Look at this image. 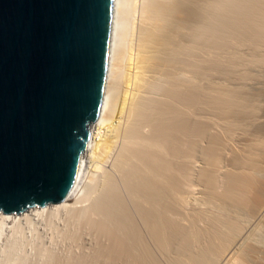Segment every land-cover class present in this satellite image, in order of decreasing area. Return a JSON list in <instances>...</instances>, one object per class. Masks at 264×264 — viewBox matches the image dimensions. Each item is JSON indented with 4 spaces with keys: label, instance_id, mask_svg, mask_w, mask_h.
<instances>
[{
    "label": "bare ground",
    "instance_id": "1",
    "mask_svg": "<svg viewBox=\"0 0 264 264\" xmlns=\"http://www.w3.org/2000/svg\"><path fill=\"white\" fill-rule=\"evenodd\" d=\"M124 1L66 197L0 227L71 200L96 243L64 264H264V0H142L130 54ZM88 153L101 180L81 210Z\"/></svg>",
    "mask_w": 264,
    "mask_h": 264
},
{
    "label": "water",
    "instance_id": "2",
    "mask_svg": "<svg viewBox=\"0 0 264 264\" xmlns=\"http://www.w3.org/2000/svg\"><path fill=\"white\" fill-rule=\"evenodd\" d=\"M113 0H0V211L63 200L102 95Z\"/></svg>",
    "mask_w": 264,
    "mask_h": 264
},
{
    "label": "rangeland",
    "instance_id": "3",
    "mask_svg": "<svg viewBox=\"0 0 264 264\" xmlns=\"http://www.w3.org/2000/svg\"><path fill=\"white\" fill-rule=\"evenodd\" d=\"M125 1L124 9L128 11V13L126 12L128 20L126 19L127 23L125 22L123 26L125 27L123 29L125 31V37H122L121 48H126L124 50L127 51H124V53L130 54V49L132 50L131 46L134 44L133 42L138 35L139 16L141 15L140 7L143 1ZM89 155L88 153V156L85 158V164L80 177L79 186L81 189L80 193L82 194L80 196L82 197L79 198L77 207L81 210L83 208L87 209L89 208L88 206L91 205L90 198L87 195V191L90 188L89 186L98 183V179L101 180V178H99V172L93 169L95 168L94 160L90 158ZM98 186H100V183H98ZM70 201L71 200L67 201L68 207H62L58 210L55 209V213H52V216L50 214V216L46 215L40 219H34V222L32 219H20L17 221L18 223H9L7 224L8 227L7 225H3L4 228L3 226L0 227V264H59V262L57 263L55 260L64 261V263H66L67 258L70 259L85 251L90 252L93 245L96 243L95 234L91 228L90 230L88 229L89 225L84 223L83 219H81L82 217L80 218L78 217L79 215L76 216L73 212L68 210L70 204L73 203ZM86 201L87 203H85ZM81 251L83 252L81 253ZM64 263L62 262L60 264Z\"/></svg>",
    "mask_w": 264,
    "mask_h": 264
}]
</instances>
